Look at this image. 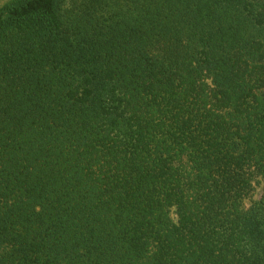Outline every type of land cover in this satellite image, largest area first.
Here are the masks:
<instances>
[{
  "label": "trees",
  "instance_id": "obj_1",
  "mask_svg": "<svg viewBox=\"0 0 264 264\" xmlns=\"http://www.w3.org/2000/svg\"><path fill=\"white\" fill-rule=\"evenodd\" d=\"M0 264H264V0L0 8Z\"/></svg>",
  "mask_w": 264,
  "mask_h": 264
},
{
  "label": "rangeland",
  "instance_id": "obj_2",
  "mask_svg": "<svg viewBox=\"0 0 264 264\" xmlns=\"http://www.w3.org/2000/svg\"><path fill=\"white\" fill-rule=\"evenodd\" d=\"M11 1H12V0H0V8H2L4 5L10 3ZM260 193H261V191L258 190V191L256 192V195H255L254 199H258Z\"/></svg>",
  "mask_w": 264,
  "mask_h": 264
}]
</instances>
